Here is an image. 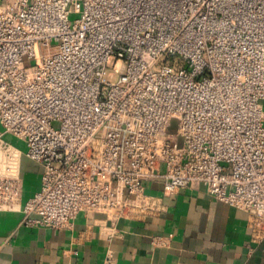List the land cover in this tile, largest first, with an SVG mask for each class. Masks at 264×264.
Wrapping results in <instances>:
<instances>
[{"label": "built area", "instance_id": "2783aa9c", "mask_svg": "<svg viewBox=\"0 0 264 264\" xmlns=\"http://www.w3.org/2000/svg\"><path fill=\"white\" fill-rule=\"evenodd\" d=\"M263 101L264 0H0V208L21 200L9 135L42 169L27 223L157 217L151 181L202 186L261 240Z\"/></svg>", "mask_w": 264, "mask_h": 264}, {"label": "crops", "instance_id": "0c3cea01", "mask_svg": "<svg viewBox=\"0 0 264 264\" xmlns=\"http://www.w3.org/2000/svg\"><path fill=\"white\" fill-rule=\"evenodd\" d=\"M19 150L21 200L0 208V264H264V238L252 239L247 213L202 186L167 195L159 182H146L162 211L143 221L81 212L61 229L27 223L23 205L38 191L42 169Z\"/></svg>", "mask_w": 264, "mask_h": 264}, {"label": "rangeland", "instance_id": "374dc122", "mask_svg": "<svg viewBox=\"0 0 264 264\" xmlns=\"http://www.w3.org/2000/svg\"><path fill=\"white\" fill-rule=\"evenodd\" d=\"M110 72L111 71H109V70L107 71L106 76H105V79L106 80H109V81H113V80L116 79V77L110 78V76H109ZM53 126L56 127V123H54ZM176 132H177V119L174 118V119H172L171 125L168 128V130L166 131L165 136L171 137V136L175 135ZM7 139L10 140V141H13L14 142L13 144L16 147H19L21 149H25V144L23 143V141L18 140L16 138L12 137V136L7 137ZM174 140L175 141H178V143L181 145V141H182L181 140V137L175 136L174 137Z\"/></svg>", "mask_w": 264, "mask_h": 264}]
</instances>
